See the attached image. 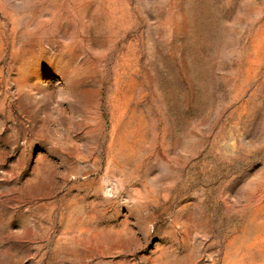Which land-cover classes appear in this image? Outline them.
<instances>
[{
	"label": "rangeland",
	"instance_id": "obj_1",
	"mask_svg": "<svg viewBox=\"0 0 264 264\" xmlns=\"http://www.w3.org/2000/svg\"><path fill=\"white\" fill-rule=\"evenodd\" d=\"M0 264H264V0H0Z\"/></svg>",
	"mask_w": 264,
	"mask_h": 264
}]
</instances>
